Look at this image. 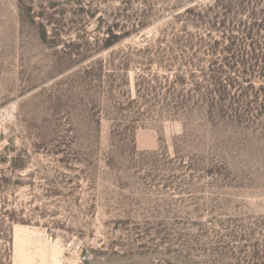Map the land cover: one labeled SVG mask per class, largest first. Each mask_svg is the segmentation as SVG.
Returning a JSON list of instances; mask_svg holds the SVG:
<instances>
[{"label":"rangeland","instance_id":"374dc122","mask_svg":"<svg viewBox=\"0 0 264 264\" xmlns=\"http://www.w3.org/2000/svg\"><path fill=\"white\" fill-rule=\"evenodd\" d=\"M247 28L264 0H0V264H264V79L221 119L173 84L175 38Z\"/></svg>","mask_w":264,"mask_h":264},{"label":"trees","instance_id":"16d2710c","mask_svg":"<svg viewBox=\"0 0 264 264\" xmlns=\"http://www.w3.org/2000/svg\"><path fill=\"white\" fill-rule=\"evenodd\" d=\"M187 13L188 11L186 10L185 14ZM259 21L258 19H253L254 23ZM184 35L183 38H175L171 44L173 52L180 53L181 65L189 66L191 71L187 72L180 69L179 75L174 76L175 81L173 84H178L183 89L187 85L186 81H188L191 85L190 94L193 93L200 103H204L209 111V116L221 119L227 87H232L236 83H229L227 71L229 74L231 72L237 79H242L241 76H256L257 79H264V40L254 41V34L250 28H247V32L241 34L240 37L233 36L228 46L224 44L228 38L226 33L220 38L223 41L222 43L207 36L208 40H212V44L204 39L203 34L189 35L185 31ZM238 39H241V43H243L242 49L239 50H237L234 43ZM193 40L198 43V49L201 46L204 48L201 50L202 55L209 57L206 61V67L198 65V60L193 57L192 50L196 49V44H193ZM194 61L197 62L195 63ZM167 67L170 68L169 66ZM186 73H188L187 78H185ZM195 79H199L200 82L194 81ZM189 97L193 99L191 95ZM182 106L184 107L185 105ZM183 109L179 106L174 108L176 111Z\"/></svg>","mask_w":264,"mask_h":264}]
</instances>
